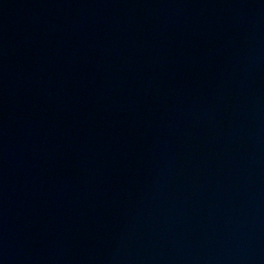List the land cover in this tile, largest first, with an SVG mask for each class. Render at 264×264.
Segmentation results:
<instances>
[{"label": "water", "instance_id": "water-1", "mask_svg": "<svg viewBox=\"0 0 264 264\" xmlns=\"http://www.w3.org/2000/svg\"><path fill=\"white\" fill-rule=\"evenodd\" d=\"M0 264H264V0H0Z\"/></svg>", "mask_w": 264, "mask_h": 264}]
</instances>
